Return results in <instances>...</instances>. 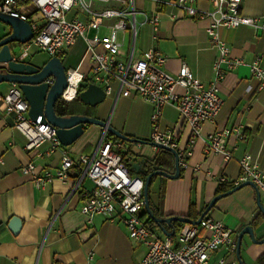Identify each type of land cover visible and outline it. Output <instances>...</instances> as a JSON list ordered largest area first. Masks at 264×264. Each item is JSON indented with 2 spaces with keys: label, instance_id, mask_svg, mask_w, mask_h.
Listing matches in <instances>:
<instances>
[{
  "label": "crops",
  "instance_id": "crops-1",
  "mask_svg": "<svg viewBox=\"0 0 264 264\" xmlns=\"http://www.w3.org/2000/svg\"><path fill=\"white\" fill-rule=\"evenodd\" d=\"M172 1L135 0L138 31L133 56L140 57L150 48L158 49L167 57L165 69L168 72L176 75L186 64L199 80L209 83L214 79L212 65L218 55L206 31L211 18L188 16ZM194 6L199 11L215 10L211 0H195ZM156 12L161 20L155 39L153 27L144 19L145 14ZM242 12L246 16L257 17L260 28L242 25L219 29L231 55L243 58L246 64L226 72L219 83L222 109L214 121L204 124L202 137L187 160L188 166L181 169L180 177L167 179L163 201V213L167 217L186 216L191 205L196 212L204 211L216 197L219 185L229 186L240 176L238 160L245 154H251L264 167V90L257 89L247 65L258 56H263L264 64V0H244ZM172 14H176L177 18H172ZM128 42L127 38L122 50L123 58L130 55ZM85 53L86 44L79 39L62 59L66 69L88 72L90 62L85 59ZM15 57L36 67L43 66L51 58L35 47L25 51L23 57ZM11 85L6 82L0 84V264H136L141 261L147 248L132 239L123 224L111 222L103 215H96L89 222L88 217L82 214L80 193L83 186L90 183H79L78 169L71 170L67 182L55 179L44 187L36 186L29 176L20 172V167L31 161L40 169H56L61 163L63 150L71 155L93 154L104 136V129L98 125H86L85 133L72 145L62 146L48 154L52 142L46 141L38 151L31 153L26 150L25 136L14 125V117L5 112L3 96ZM114 85L113 94L107 96L110 101L92 108L86 106L93 109V113L87 112V115L108 121L123 134L144 141L123 140L124 152L128 154L126 158L133 167L134 163L142 164L144 157L153 159L160 150L149 143L152 142L151 115L154 108L143 98L119 95L118 85ZM177 91L182 92L183 89L177 87ZM111 106H116V115L112 118L107 116ZM178 125H181L180 112L174 106L166 105L160 121L162 130H173ZM222 128L243 132L242 138L231 133L225 140V147L233 154L230 160L213 152L206 143L209 134ZM178 129V144L184 148L189 140L190 128L181 125ZM222 176L227 181L221 183L219 179ZM156 183L158 188L160 181ZM257 197L256 187L246 185L220 197L208 214L223 221L237 238L245 226L252 225L257 227V238L262 239L264 213L260 211ZM259 198L264 208V192L260 191ZM13 216L23 221L18 234L9 228ZM165 226L168 231L172 230L167 224ZM157 231L164 234L159 228ZM243 238V262L260 264L258 259L264 254V242L253 243L247 234ZM223 260L225 264H240L236 250L231 251L227 247L215 251L209 264H222Z\"/></svg>",
  "mask_w": 264,
  "mask_h": 264
},
{
  "label": "built area",
  "instance_id": "built-area-1",
  "mask_svg": "<svg viewBox=\"0 0 264 264\" xmlns=\"http://www.w3.org/2000/svg\"><path fill=\"white\" fill-rule=\"evenodd\" d=\"M194 1L174 0L172 4L188 16L211 18L206 31L218 55L212 65L214 79L209 83L199 80L186 64L176 75L168 72L165 69L167 57L158 49L150 48L140 57L133 56L138 31L135 0H0V12L30 24L33 38L22 45L23 51L35 47L48 54L49 58L62 60L69 49L82 39L86 44L85 59L90 62V68L85 73L79 69H67L69 85L64 90L63 99L75 100L80 84L90 75V80L103 88L106 97L113 94L116 83L119 95L136 96L150 102L154 108L151 141L175 149L180 168L184 169L197 141L202 137L204 124L214 121L222 109L219 83L227 71L246 64L243 58L231 55L230 47L221 38L219 29L242 25L260 28L257 17L243 14L244 0H211L215 10L207 12L199 11ZM172 18L176 19L177 15L172 14ZM144 20L153 27L156 39L161 20L159 13L145 14ZM127 38L130 55L123 58L121 55ZM247 65L257 89L264 90L263 56L256 57ZM75 73L79 74V80L74 94L66 96ZM46 81L51 85L54 77ZM177 87L183 91L178 92ZM3 99L6 114L14 117L15 127L26 138V150L31 153L38 151L46 141L52 142L48 154L63 146L50 123L41 124L40 120L35 122L31 119L28 114L29 102L18 84L12 83ZM166 105L177 108L181 125L190 128L189 140L184 148L178 144V128L181 125L173 130H162L160 126ZM231 133L243 137L239 129L222 128L206 138L209 149L222 154L226 160L233 158L231 150L225 147V140ZM106 135L105 131L93 154L71 155L63 150L61 163L56 169H40L31 161L21 166L20 172L29 176L36 186L44 187L55 179L67 182L71 170L78 169L79 183H90L84 185L80 193L82 214L88 217L89 222L94 216L103 215L111 222L123 224L129 236L147 248L145 256L136 264H209L213 253L221 247L231 251L237 249V237L231 228L209 214L199 224L184 223L180 231L172 236L152 229L147 219L140 216L145 209V179L130 172L131 165L123 157L126 149L124 141L108 139ZM238 162L241 174L233 182L234 185L251 181L264 192V167L251 154H245ZM219 181L222 183L227 179L222 176ZM221 263L225 264V261Z\"/></svg>",
  "mask_w": 264,
  "mask_h": 264
},
{
  "label": "water",
  "instance_id": "water-1",
  "mask_svg": "<svg viewBox=\"0 0 264 264\" xmlns=\"http://www.w3.org/2000/svg\"><path fill=\"white\" fill-rule=\"evenodd\" d=\"M0 21L6 23L11 27L10 32L0 39V84L1 83H16L22 89L25 98L29 102V116L35 122L40 120V123H50L55 130L57 137L59 138L63 146H70L75 143L86 131V125H98L101 126L104 131L109 132L116 137L124 141H133L137 143H144V141L131 138L123 134V132L115 129L113 126L108 124V121L102 120L96 116H90L87 114H73L70 116H59L56 113L55 105L60 98H63L64 90L68 87V76L67 69L63 61L59 58H50L41 67H36L32 63L25 61H19L14 59L12 43L18 42L21 44L28 43L33 38V30L30 24L19 18H15L9 14L0 12ZM53 76L54 83L50 85L46 81L47 78ZM78 98L85 106L96 107L106 100V94L102 87L91 82L87 84V87L80 91ZM153 143L155 146L162 149L169 150L175 155V173H167L162 170L152 171L145 179V189H144V199H145V210L148 212L149 216L153 218L155 222L159 224V229L168 235L172 236L175 234V230L172 227V223L175 221L181 223H191L199 224L203 217L207 215L216 201L225 195H228L237 189L244 187L246 185H251L256 187L258 194V205L264 213V208L260 202V190L251 181L243 182L237 185L233 189L220 193L214 197L211 202L206 206L203 214L197 220H193L187 216H169L166 218H160L153 214L150 209L149 203V186L150 181L155 175H162L170 179H176L181 175V168L179 165L178 153L175 149L160 145L158 143ZM133 167L139 171L142 167L140 163H134ZM164 224L169 225L172 230L168 231ZM23 227V221L17 216H13L9 221V228L14 234H18ZM256 226L247 225L239 233L237 239V259L240 264H245L241 258V244L244 235H248L253 243L264 242V237L262 239L257 238Z\"/></svg>",
  "mask_w": 264,
  "mask_h": 264
},
{
  "label": "trees",
  "instance_id": "trees-1",
  "mask_svg": "<svg viewBox=\"0 0 264 264\" xmlns=\"http://www.w3.org/2000/svg\"><path fill=\"white\" fill-rule=\"evenodd\" d=\"M91 82H92V80H90V78L87 76L85 78L83 84H80L79 92L84 90L87 87V84L91 83ZM78 97L73 101H66L63 98H60L55 105V110H56L57 115H59V116H70L73 114H88L87 113V107L81 102V100ZM106 137L108 139H118L115 136H113L111 133H109ZM127 156H128V154L123 152V157L126 158ZM174 160H175V155L173 154V152L160 148L159 152L157 153V155L153 159L146 158V157L143 158V160H142L143 169L142 170L140 169L138 171V173H136L134 168L131 166L130 172L134 175L138 174L139 176H141L144 179H146L147 176L154 170H162V171H165L167 173H175V161ZM129 166H130V164H129ZM79 174H80V172L78 171V175ZM167 179L168 178L165 176L155 175L152 177V179L150 181V186L148 188L149 189L148 195H149L150 209L152 210V212L155 216L160 217V218H166L167 217L163 213L165 184H166ZM157 180L160 181L158 188L152 189L154 183ZM236 186L237 185H234V183L230 184L229 186L226 184H221V185H219V187L217 189L216 195L223 193V192H227L228 190H230ZM154 195H156V198H155L156 200L153 198ZM154 200H155V202H154ZM201 214H203V211L202 212H196L195 207L193 205H191V207L189 209V213L186 216L193 219V220H197ZM140 216L147 219L146 221L152 229H158L159 228V224L157 222H155L151 216H149L148 212L145 209L143 210V212ZM183 225H184V223H181L178 221L173 222L172 227L175 230V233H178ZM164 226H165V224H164ZM165 228H166V226H165ZM258 261L260 264H264V254H262L260 256Z\"/></svg>",
  "mask_w": 264,
  "mask_h": 264
},
{
  "label": "rangeland",
  "instance_id": "rangeland-1",
  "mask_svg": "<svg viewBox=\"0 0 264 264\" xmlns=\"http://www.w3.org/2000/svg\"><path fill=\"white\" fill-rule=\"evenodd\" d=\"M11 27L9 25H7L6 23H3L0 21V39H2L3 37L6 36V34H8L10 32ZM4 35V36H3ZM141 36L138 37V41L140 40ZM23 44L18 43V42H14L11 44L12 48H13V52L15 53V55L18 57H23L25 55V51H23V49L21 48ZM36 57V56H35ZM3 84V83H1ZM110 101V98H106L105 102ZM104 104V102H103ZM93 110V109H92ZM91 110V108L87 109V112L92 114L93 111ZM116 115V106H111L110 110L107 113V116L109 117H113ZM157 188V183L153 185L152 189Z\"/></svg>",
  "mask_w": 264,
  "mask_h": 264
},
{
  "label": "bare ground",
  "instance_id": "bare-ground-1",
  "mask_svg": "<svg viewBox=\"0 0 264 264\" xmlns=\"http://www.w3.org/2000/svg\"><path fill=\"white\" fill-rule=\"evenodd\" d=\"M79 78V74L78 73H75L74 76L71 78V86L69 87L67 93H66V96H71L72 94H74V91H75V85L76 83L78 82V79ZM79 94V93H78Z\"/></svg>",
  "mask_w": 264,
  "mask_h": 264
}]
</instances>
